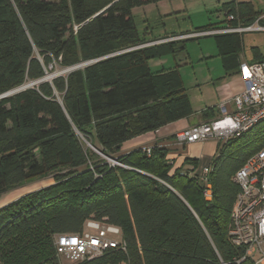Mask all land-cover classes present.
<instances>
[{
  "label": "trees",
  "instance_id": "obj_1",
  "mask_svg": "<svg viewBox=\"0 0 264 264\" xmlns=\"http://www.w3.org/2000/svg\"><path fill=\"white\" fill-rule=\"evenodd\" d=\"M158 1L0 0V194L54 180L0 207V264H60L55 236L81 233L89 220L117 226L121 243L71 264H254L230 240L239 192L231 177L264 146V119L218 141L207 174L210 200L197 159L173 168L164 147L120 152L125 141L193 113L179 68L152 72L149 61L199 36L148 45L178 35L147 39L135 27L132 9ZM219 9L222 20L179 35L246 27L264 14L251 1ZM245 32L201 35L213 37L225 72L240 71ZM250 52L248 62L264 61L258 46ZM92 60L66 77L1 96L55 63ZM215 112L206 107L201 115Z\"/></svg>",
  "mask_w": 264,
  "mask_h": 264
},
{
  "label": "built area",
  "instance_id": "obj_2",
  "mask_svg": "<svg viewBox=\"0 0 264 264\" xmlns=\"http://www.w3.org/2000/svg\"><path fill=\"white\" fill-rule=\"evenodd\" d=\"M226 18L232 20L233 16L229 14ZM259 19H264V14L246 27H225L201 33L264 31V24L259 23ZM240 72L244 90L232 98L234 111L228 112L221 106V114L216 119L177 132V142L192 143L209 138L226 141L242 135L264 119V61H244L240 64ZM144 150L149 153L150 148L144 147ZM208 172L209 166L199 172L206 200L211 199ZM231 180L239 186V192L230 214V240L234 245L244 246L245 256L251 257L254 264H264V146L247 158ZM120 234L117 226L89 220L81 233L58 234L54 243L57 254L64 255L73 263L99 256L107 248L117 247L121 243Z\"/></svg>",
  "mask_w": 264,
  "mask_h": 264
},
{
  "label": "rangeland",
  "instance_id": "obj_3",
  "mask_svg": "<svg viewBox=\"0 0 264 264\" xmlns=\"http://www.w3.org/2000/svg\"><path fill=\"white\" fill-rule=\"evenodd\" d=\"M227 1L230 0H159L156 3L134 7L132 9V16L136 30L140 36H144L147 39L164 37L172 34L193 32L209 23L222 20L224 12L219 7L223 2ZM250 1L253 3L255 9L261 11L264 9L263 0ZM201 35L203 33L195 32L174 37L199 36V38L185 41V48L183 50H178L173 54L169 53L161 58L149 61V67L152 72L163 69L167 70L176 66L179 68L191 107L195 111H199L205 105H209L213 100L215 101V88L224 75L213 37ZM252 46H258L264 53V31H246L244 33L243 52L246 56H250V48ZM87 64L70 69L72 66L60 67L55 63L49 66L44 76L38 80L43 79L42 81L51 82L52 78L60 75L66 77L70 72L82 69ZM38 80L27 81L21 86L27 89L41 82H38ZM52 176L27 181L26 184L29 185L26 188L31 190L45 187L53 183ZM58 259L60 264H71L64 255H58Z\"/></svg>",
  "mask_w": 264,
  "mask_h": 264
},
{
  "label": "crops",
  "instance_id": "obj_4",
  "mask_svg": "<svg viewBox=\"0 0 264 264\" xmlns=\"http://www.w3.org/2000/svg\"><path fill=\"white\" fill-rule=\"evenodd\" d=\"M237 1H250V0H237ZM179 34L176 35L180 36ZM172 39H178V38L170 37L166 39H161L158 41L150 42L148 43V45L167 41V40H172ZM239 57L241 59V63L244 61H249L251 59V52H250V56H246L242 50ZM220 63L222 66L221 59H220ZM221 78L223 79L219 81V84L215 88V97H216L215 101L213 100L212 103H209V105H205L204 107L206 108V107L214 106L216 108V112L213 116L210 117L202 116L201 112L204 108H201L199 111L193 110L192 115H190L189 117L181 118L179 120H176L174 122L168 123L160 127L156 131H150L125 141L121 146L120 152L126 153L139 147L157 145L167 149L166 156L173 163V168H177L180 166L184 168L189 167L188 164H184V160L186 158H194L198 160V167L196 169L197 172H200L202 168L209 166L215 154L219 140H217L216 138H209L205 141H196L192 143H179L176 141L175 135L177 132L189 126L216 119L221 114V108H220L221 106H224L228 112L234 111L235 106L232 102V98L233 96L239 94L244 90L242 74L239 70L238 72L236 71L229 73L224 71V75ZM28 185L29 184L24 183L22 185L9 189L8 191L0 194V207L19 198L20 196L28 192L38 189L35 188L30 190L26 188V186Z\"/></svg>",
  "mask_w": 264,
  "mask_h": 264
},
{
  "label": "water",
  "instance_id": "obj_5",
  "mask_svg": "<svg viewBox=\"0 0 264 264\" xmlns=\"http://www.w3.org/2000/svg\"><path fill=\"white\" fill-rule=\"evenodd\" d=\"M97 14H98V13H97ZM97 14H96V15H97ZM93 17H94V16H92L90 19H92ZM93 61H96V60H92V61H89V62H86V63H81V64H78V65L72 66V67H70V69H74L75 67H79V66H81L82 64H87V63H90V62H93ZM42 80H43V79L38 80V82H40V81H42ZM24 88H25L24 86L17 87V88L14 89L13 91H9V92H7V93L1 95V96H5V95L10 94V93L18 92V91H20V90H22V89H24ZM90 146H91V145H90ZM91 148H92L94 151H96V152H98L99 154H101L99 151L95 150L94 147L91 146ZM102 156H103V155H102ZM103 157L106 158V160H107L108 162H111L112 164H115V162H117L115 158H110V157H106V156H103Z\"/></svg>",
  "mask_w": 264,
  "mask_h": 264
}]
</instances>
